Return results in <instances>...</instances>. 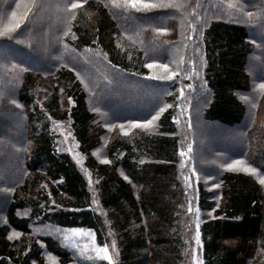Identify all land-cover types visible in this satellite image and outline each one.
Returning a JSON list of instances; mask_svg holds the SVG:
<instances>
[{
  "label": "trees",
  "instance_id": "16d2710c",
  "mask_svg": "<svg viewBox=\"0 0 264 264\" xmlns=\"http://www.w3.org/2000/svg\"><path fill=\"white\" fill-rule=\"evenodd\" d=\"M26 2L21 0L18 12ZM64 2L58 0V4ZM184 2L185 13L195 9L201 17L197 21L195 15H188L197 28L195 33L184 29V36L193 35L191 41L182 37L181 12L175 9L125 14L108 0H88L71 21L68 36H64L63 14L56 13L61 54L58 41L41 30L51 22L40 9L30 14L13 38L0 37V114L16 118L13 124H5L9 133L0 131V264H49V253L55 264H76L75 251L60 238L34 231L42 224L55 229H90L98 244L105 242L109 232L116 243L117 264H189L188 231L196 225L195 208L199 209L204 264H264V188L251 174L223 171L214 202L199 180L191 192L178 160L175 107L166 109L153 132L120 131L119 125L127 129L131 121L148 119L162 104L175 105L179 85L188 81L194 88L192 118L207 98L201 104L203 120L233 127L245 116L236 92L250 89L249 61L259 71L254 75L264 80L260 18L246 23L235 10L226 9L228 0H199V9L198 0ZM237 2L254 13L264 4V0ZM16 3L0 0V28L8 24ZM33 26L38 30L31 35ZM154 27L169 31L157 34ZM26 36L33 39L23 44L16 41ZM37 36L49 43L44 58V45L40 46ZM180 56L195 64L196 75L191 79H153L164 75L163 70L144 66L155 61L175 70L173 61ZM181 67L184 73L192 70L191 65ZM110 89H128L130 97L151 93L153 99L140 112H111L104 103V99L112 101L115 91L109 94ZM93 94L115 125L104 145L107 164L95 153L106 130L89 107ZM13 99L21 107L12 104ZM259 107L264 114V96ZM62 121L69 123L82 166L92 177L91 185L82 168L58 146L57 124ZM245 140L247 154L241 159L264 174V127L253 126ZM235 151L233 158L240 154ZM5 188L10 191H2ZM189 201L193 213L187 212ZM14 232L19 235L9 239Z\"/></svg>",
  "mask_w": 264,
  "mask_h": 264
},
{
  "label": "rangeland",
  "instance_id": "374dc122",
  "mask_svg": "<svg viewBox=\"0 0 264 264\" xmlns=\"http://www.w3.org/2000/svg\"><path fill=\"white\" fill-rule=\"evenodd\" d=\"M52 5L58 4V0H50ZM58 13L55 9V7H52L51 9L45 11L46 17L50 19L51 23H47L46 29L44 28V25L42 26L41 30L42 32L45 30V33H48V36L51 37L53 41H58V54L63 53V48L61 46V37L58 36ZM47 19V20H48ZM54 26H57V28H54ZM44 29V30H43ZM38 28H35L33 26L32 31L30 30L29 33L33 32L31 35H33ZM40 30V29H39ZM44 37V36H43ZM30 41L33 39L32 37H25L24 40L22 38H17L16 41L18 43H26L27 41ZM37 39H41L40 41V46L41 44L44 45L43 49H45V53L41 55L42 58H44L46 55H48V45L47 41H45V38L43 39L42 36L40 38L37 36ZM29 41V42H30ZM39 46V45H38ZM24 47V46H23ZM28 46H25L27 48ZM88 51V50H87ZM90 55L97 56L96 53L93 51H88ZM83 54V53H82ZM61 57V56H59ZM32 61H36V59H33ZM62 63V61H61ZM105 66H108L105 62H103ZM249 68H247V71L251 77L250 81V89L248 91H238L236 92L237 97L242 101V103L245 106V116L244 119L240 122L238 125H234L233 127L228 128L227 126H223L217 123H208L205 122L202 118V111H201V104L204 106L207 102L206 99H202V102L200 103V106L198 108V111L195 113L194 118L191 112V104L192 100L194 99V88L193 86L188 89V94H186L185 90V98L182 101H177V96L179 95V89L183 86L179 85L177 89V93L175 94L176 98V104L181 103L182 108L184 111H181V108L175 107V119L176 123L177 120L179 121L177 123V133L179 134V152H178V160H179V165H180V170H183L184 176L189 177V185L188 189L190 188L193 192L194 189L196 188V183L201 181L203 183V186L206 190V192H209V198L213 202L218 199L219 195V187H220V181H219V176L222 174L223 171L228 170L227 168L224 167L225 164L231 163L233 160H242L245 156L246 158V152H247V146L245 145V136L248 130L252 129L253 126L257 124H261L264 127V114H262L259 107V103L261 99H263L264 94L261 96L260 95L263 93L257 86L261 83H264V80L258 79L254 74L259 72L256 68H251L254 64L253 61H249ZM109 67V66H108ZM114 70V69H112ZM80 76V75H79ZM80 78H83L82 76ZM81 80V79H80ZM84 80V78H83ZM85 81V80H84ZM84 86H88L89 84L85 81ZM192 85L190 81L186 82L185 85ZM86 86V87H87ZM88 88V87H87ZM205 87L202 86V89ZM115 92H113V97L111 102L107 99H104V103L106 106L110 107L111 112H119L122 114H129V113H134V112H140L142 111V108L145 106V103L152 101L151 98L153 97L152 94H136L134 97L128 96L129 94L127 93L128 89H122L121 91H118L117 89H113ZM113 90H107L109 94H111V91ZM131 91V90H130ZM94 94L89 96V107L94 113L96 114V120L98 121L99 125H102L103 128H105L106 132L102 135V141L103 144L98 148V150L95 152L98 155V158L103 160L105 152H104V145L108 140V133L113 130L114 122L110 120V116L108 114L110 113L108 110L104 109L102 106V101L98 99V96H94ZM155 97V95H154ZM204 97V96H203ZM247 99H244V98ZM127 98L130 99V101H127ZM156 100V99H155ZM97 102V103H96ZM128 103V104H127ZM163 104L160 106L162 107ZM105 107V106H104ZM159 107V108H160ZM158 108V109H159ZM157 109V111H158ZM194 114V113H193ZM151 118V117H150ZM148 118V119H150ZM16 118L14 116L7 117L5 115L0 114V131H4L6 133H9L8 128L6 127L5 124H13V121ZM107 119L110 121L109 123L107 122ZM112 122V123H111ZM111 123V124H110ZM189 124L191 127H189ZM115 126V125H114ZM129 130V128L124 129L123 131L120 130L122 133H126ZM156 130V122L155 125L147 130L149 132H153ZM71 131V130H70ZM69 131V123L68 122H60L57 124V132L58 136L60 137V144L58 145L60 149L65 150L66 152L69 153L71 158L82 168L84 175L89 183V180L93 182L92 177L90 174L87 172V170L82 166V156L79 154L77 151V145L76 142L74 141L71 133ZM61 133H64L63 135ZM70 133V135H67ZM65 136H67V139H65ZM192 145V152L185 156L181 157L179 153L183 151H187L188 145ZM244 152H243V148ZM223 147L225 149H223ZM235 149L238 150L237 154L240 153L237 156V158L231 157L233 155V152L235 153ZM7 165V163H3L2 165ZM184 165L183 168H181V165ZM193 170L196 172L197 175L193 176L192 172ZM252 175V174H251ZM258 182L257 176L252 175ZM182 177V179H184ZM208 177H212V179H208ZM213 184H218L219 187H213ZM91 185V184H89ZM264 188V185H262ZM93 197L94 194H93ZM96 199V198H95ZM94 199V201H95ZM97 202H94V205ZM2 203L0 202V206ZM196 209V208H195ZM194 209V211H195ZM83 229V228H82ZM88 230V229H85ZM195 230H196V225L192 230L188 231V241L187 244L190 246L189 250V264H192L191 260V249L196 248L197 245L195 244V240L193 239L195 235ZM37 233H45V234H51L57 238H60V235L56 233V229L54 227H50L49 224H42L38 225L37 229L34 230ZM61 239V238H60ZM91 238L88 236H76L73 238L72 243H66L61 239V242L73 249L76 253V264H102V263H107L103 262L98 259H92L89 260L88 256H93L94 253H87L84 256H81L79 251L73 246L74 244L78 243L81 246L90 243ZM102 244H98L97 240L96 243L98 245H103L107 243L109 246H111L113 240V237L111 234L108 232L105 239L103 240ZM199 256H200V249H198ZM113 256L116 260V264L118 263V252L116 248V252L113 253ZM201 259V258H200ZM48 263L50 264V261L48 260Z\"/></svg>",
  "mask_w": 264,
  "mask_h": 264
},
{
  "label": "snow or ice",
  "instance_id": "6c2138e0",
  "mask_svg": "<svg viewBox=\"0 0 264 264\" xmlns=\"http://www.w3.org/2000/svg\"><path fill=\"white\" fill-rule=\"evenodd\" d=\"M88 0H65L63 4H56L52 5L50 0H44L43 3H41V0H27V2L24 4L23 11L18 12L17 10L21 8V0H17L16 8L11 12L9 18H8V24L5 25L3 28H0V37H8L13 38V33H16L18 29L21 28V25L25 24L26 20L30 18V14H34L35 10L40 9L41 11H47L51 9L52 7H55L56 11L58 13L63 14V18L66 22V30L64 31V36H68L71 31V21L76 19V14L78 10L84 8V6L87 4ZM108 4L117 9H121L125 14H131V12L136 13H148L152 10L157 9H175L178 12H181V19H180V28H181V34L182 37L188 41L193 40V35L189 34L187 36H184V29L185 27L189 30L190 33H195L197 31L196 26L188 20V15H195L196 20L200 21L201 17L197 14L196 10L194 9L192 13H185L184 10L186 9L187 5L184 2V0H108ZM226 9L228 10H235L237 13L242 15L246 18V23H253L254 17H258L261 20V26L264 27V4L257 6V12L247 11L245 9V6L241 3H238L237 0H228L227 4L225 5ZM200 8L199 0L196 4V9ZM174 18V17H173ZM157 34H167L168 29L165 27H154L152 29ZM74 35V34H73ZM67 47V46H66ZM119 47V45H118ZM187 47V45H185ZM105 56L107 54H104ZM173 63L176 64V69L173 70L170 68L169 64H163V63H157L153 61L152 63H146L144 66L148 69H162L164 72V75H158L153 76V79H159V80H174L176 77L180 76L183 79H191L193 75H196L195 72V64L192 60L186 61L183 56H180L178 61H173ZM188 65H191V72L190 73H184L181 66L187 67ZM14 69L16 68V65L12 66ZM77 78L81 79V83H84L85 81L80 78L79 74H77ZM192 85H185L181 87L179 91V95L177 96V101H182L185 98V89H190ZM262 92H264V83H261L257 86ZM63 92V89H61ZM244 99H247L246 97ZM12 104H15L17 108L21 107L14 99L11 101ZM68 103L71 105L73 103L72 98L68 97ZM171 107H177L181 108V111L183 112L184 109L181 106V103H177L175 105H169L165 104L162 107L158 109V111L155 112L154 115H151L150 119H145L143 121H131L127 127L129 129H144L149 130L151 129L157 120H159L160 116L166 111V109ZM51 119V117H49ZM179 121L177 120V123ZM111 127H115L114 125ZM120 129L123 131L126 127V125L121 124L119 125ZM189 127L191 125L189 124ZM62 135L64 133H61ZM127 134V133H125ZM67 135H70L68 133ZM65 139H67V136H65ZM192 152V145H188L187 151H181L179 155L181 157H185L189 155ZM102 163H110L107 159L101 161ZM184 165H181V168H183ZM225 168L232 171H244L249 174H252L254 176H257L258 182L261 185H264V174H261L260 171L256 167H253L251 164L247 163L244 160H233L231 163L225 164ZM192 175H197L196 172L193 170ZM185 184L189 185V177L184 176ZM125 179L127 177L125 176ZM208 179H212V177H208ZM89 184H91V180H89ZM213 187L218 188V184H213ZM2 191H10V189H2ZM95 202V201H94ZM188 213H193V208L191 206V201L188 202ZM194 215L196 217V230L195 235L193 239L195 240V244L197 245L196 248L191 249V260L192 264H204V261L200 259L198 249L202 248L201 243V235H200V220H199V209H195ZM209 216H211V213H209ZM56 233L60 235V238L66 242V243H72V240L76 236H88L91 238L90 243H86L84 245H80L78 243L74 244L73 246L79 251L81 256L86 255L87 253L91 252L94 253L93 256H88L89 260L92 259H98L103 262H107V264H116V260L113 256V253L116 252V243L115 241L112 242L111 246H109L107 243L101 245H98L96 243L95 233H93L90 229L85 230L82 228H70V229H56ZM19 235V233H13L9 235V239H13L14 236ZM48 260L50 261V264H55V257L51 255V253L48 254Z\"/></svg>",
  "mask_w": 264,
  "mask_h": 264
}]
</instances>
